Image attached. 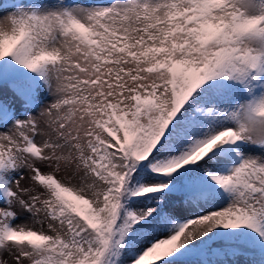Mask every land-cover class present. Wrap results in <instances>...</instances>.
<instances>
[{"label": "snow or ice", "instance_id": "obj_1", "mask_svg": "<svg viewBox=\"0 0 264 264\" xmlns=\"http://www.w3.org/2000/svg\"><path fill=\"white\" fill-rule=\"evenodd\" d=\"M0 264H264V0H0Z\"/></svg>", "mask_w": 264, "mask_h": 264}, {"label": "rangeland", "instance_id": "obj_2", "mask_svg": "<svg viewBox=\"0 0 264 264\" xmlns=\"http://www.w3.org/2000/svg\"><path fill=\"white\" fill-rule=\"evenodd\" d=\"M45 171H47V169H45ZM22 183H24V182H22ZM182 239V238H181Z\"/></svg>", "mask_w": 264, "mask_h": 264}]
</instances>
